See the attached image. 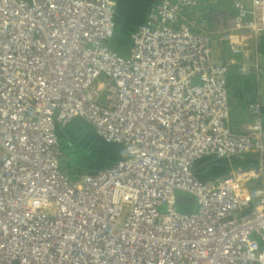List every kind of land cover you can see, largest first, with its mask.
<instances>
[{
    "label": "built area",
    "instance_id": "obj_1",
    "mask_svg": "<svg viewBox=\"0 0 264 264\" xmlns=\"http://www.w3.org/2000/svg\"><path fill=\"white\" fill-rule=\"evenodd\" d=\"M233 8L157 0L125 56L110 42L116 0H0V176L24 167L0 190V264H264L263 168L193 172L203 156L264 154L260 106L237 133L227 97L231 66L247 74L238 57L264 32V0ZM74 117L120 154L77 183L57 165V126ZM140 229L144 248L122 241Z\"/></svg>",
    "mask_w": 264,
    "mask_h": 264
},
{
    "label": "trees",
    "instance_id": "obj_2",
    "mask_svg": "<svg viewBox=\"0 0 264 264\" xmlns=\"http://www.w3.org/2000/svg\"><path fill=\"white\" fill-rule=\"evenodd\" d=\"M157 0H116V29L111 46L120 54L130 51L131 34L147 21L149 8ZM208 5L213 10H223L225 13H233L229 0H208ZM210 29L216 28V20L209 18ZM254 48V46H253ZM252 48V49H253ZM219 56L222 52L220 47L213 49ZM224 51L223 54H226ZM257 57L264 63V33L258 38V44L253 50ZM125 55V54H124ZM261 58V59H260ZM248 64V62H246ZM264 68V64H262ZM234 68H232V71ZM262 78V79H261ZM230 101L232 104V116L230 127L234 132H241L238 126L247 121L254 120V116L248 113L251 101L261 98L263 105L262 119L264 123V69L261 73L252 69L244 78L232 76L228 84ZM62 157L60 158L61 169L67 171L72 182L79 179L80 175L95 174L100 170L115 164L119 158V144L107 141L99 135L94 126L85 118L74 117L66 124L57 126ZM264 162L257 153L253 151L231 154L226 156L209 155L199 158L194 166L193 172L202 180L219 178L229 174L233 169L240 167H261ZM264 180V175H263ZM259 184L264 181L259 180ZM193 204L183 208L182 211H192Z\"/></svg>",
    "mask_w": 264,
    "mask_h": 264
},
{
    "label": "clouds",
    "instance_id": "obj_3",
    "mask_svg": "<svg viewBox=\"0 0 264 264\" xmlns=\"http://www.w3.org/2000/svg\"><path fill=\"white\" fill-rule=\"evenodd\" d=\"M206 1H208V0H206ZM230 1V3H231V8H232V11H234V8H233V0H229ZM150 9V8H149ZM213 10V9H212ZM214 12H216V15H219V14H221V13H223V10H213ZM264 33V32H263ZM263 33H261V34H263ZM261 34H259L258 36H257V38H259V36L261 35ZM256 38V39H257ZM252 48H253V46L250 44L249 46H247L246 47V49L248 50V53H247V55H245L244 54V56H239L238 57V59H239V61H238V63H241V64H244L245 66H246V68H247V74L246 75H244V77H246L248 74H249V71L251 70V69H249L251 66H249L248 64H246V58L250 55V51L252 50ZM257 63V62H256ZM259 65L258 66H256V64H254V66H256L257 67V72L258 73H261L262 72V70L264 69V68H262V64H264V63H262V61H260L259 60ZM232 68H234V70L232 71ZM230 74H229V77H228V80H227V97L229 98V103H230V114H229V120H228V124H229V126H230V124H231V121H230V119H231V111H232V109H233V107H232V104H231V101H230V96H229V90H228V84L229 83H231V79H232V76H235V77H237V78H244L243 76H240V75H238L237 74V65H232L231 66V70H230ZM256 100V102H253V101H251V103L249 104V106H248V113L250 114V116H252V111H251V105L253 104V103H257L259 106H260V111H259V113H260V116H261V119H262V109H263V105H262V102H261V98H258V99H255ZM250 123H252V121L251 122H249V123H247V121L246 122H244V123H242V124H240L239 125V129H241L242 130V132H244L245 131V129H246V127H247V125H249ZM262 123H263V119H262ZM263 128H264V123H263ZM240 132V131H239ZM100 135V134H99ZM246 152H249V151H246ZM254 152V151H253ZM254 153H257L258 155H260V157L262 158V161L264 162V154H262V153H260V152H254ZM62 157V156H61ZM60 157V158H61ZM60 161V160H59ZM61 167V166H60ZM262 168H263V175H264V167H263V165L261 166ZM240 168H244V167H240ZM64 171V170H63ZM86 174H91V173H86ZM79 181V179L78 180H76V181H74L75 183H77ZM182 197H185L186 199H185V201L186 202H188V203H186L185 202V206L184 207H181L180 205H179V203H178V205H179V207L181 208V209H183V208H186V207H189V204H193L194 205V209L193 210H195V207H196V205L197 204H194V203H192V202H190L189 201V198H187L186 197V195H182L181 197H179V198H182ZM179 198H177V200L179 199ZM193 198V197H192ZM178 202V201H177ZM192 210V211H193ZM189 210H187V211H185V212H188Z\"/></svg>",
    "mask_w": 264,
    "mask_h": 264
},
{
    "label": "bare ground",
    "instance_id": "obj_4",
    "mask_svg": "<svg viewBox=\"0 0 264 264\" xmlns=\"http://www.w3.org/2000/svg\"><path fill=\"white\" fill-rule=\"evenodd\" d=\"M72 5H73L72 7H75L74 3ZM24 44H25V47H26L27 45H26L25 42H24ZM19 85H20L21 88H25L26 87L25 82H21ZM81 118H83V117H81ZM57 165H60V161L57 162ZM23 168L24 167L18 168V170L15 172L14 176H11V177H9L7 175H1L0 176V190L4 191L5 187L6 188H14V187H17V186L21 185V183L19 182V176L23 172ZM3 173L5 174V165H3ZM33 178H36V177L33 176ZM25 180L28 181L29 180L28 177L25 178ZM50 196H57V193L56 192H52L50 194ZM129 238H135V239L142 240V245L141 246H142V248H144V246L146 244L147 235H146V233L143 230L140 229V230H136L135 232H132L127 237L122 239V241L124 242L125 240H128Z\"/></svg>",
    "mask_w": 264,
    "mask_h": 264
},
{
    "label": "crops",
    "instance_id": "obj_5",
    "mask_svg": "<svg viewBox=\"0 0 264 264\" xmlns=\"http://www.w3.org/2000/svg\"><path fill=\"white\" fill-rule=\"evenodd\" d=\"M258 44V38L257 39H253L251 45L254 46V48L250 51V55L246 58V61L248 62V65L251 66L249 69H252L254 72L257 71V67L259 65V58L257 57V53H254L253 50H255V47ZM257 62V63H256ZM254 64H256V66H254ZM262 79V78H261ZM231 119L230 121L233 119L232 116V111H231Z\"/></svg>",
    "mask_w": 264,
    "mask_h": 264
},
{
    "label": "water",
    "instance_id": "obj_6",
    "mask_svg": "<svg viewBox=\"0 0 264 264\" xmlns=\"http://www.w3.org/2000/svg\"><path fill=\"white\" fill-rule=\"evenodd\" d=\"M185 197H182V198H179L177 201H178V203H179V205L181 206V207H184L185 206ZM189 201L190 202H192V203H194V204H197V201H196V199L195 198H189Z\"/></svg>",
    "mask_w": 264,
    "mask_h": 264
},
{
    "label": "rangeland",
    "instance_id": "obj_7",
    "mask_svg": "<svg viewBox=\"0 0 264 264\" xmlns=\"http://www.w3.org/2000/svg\"><path fill=\"white\" fill-rule=\"evenodd\" d=\"M131 46H132V42H131ZM125 54V56H128V55H130L131 53H130V51L128 50L126 53H124ZM261 59V58H260ZM238 128H239V126H238ZM65 172V174H66V176L67 177H69L68 176V174H67V171H64ZM70 179V178H69Z\"/></svg>",
    "mask_w": 264,
    "mask_h": 264
},
{
    "label": "flooded vegetation",
    "instance_id": "obj_8",
    "mask_svg": "<svg viewBox=\"0 0 264 264\" xmlns=\"http://www.w3.org/2000/svg\"><path fill=\"white\" fill-rule=\"evenodd\" d=\"M213 35V34H212Z\"/></svg>",
    "mask_w": 264,
    "mask_h": 264
}]
</instances>
